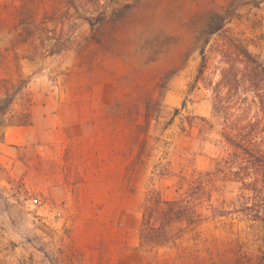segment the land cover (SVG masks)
Segmentation results:
<instances>
[{
    "label": "rangeland",
    "instance_id": "obj_1",
    "mask_svg": "<svg viewBox=\"0 0 264 264\" xmlns=\"http://www.w3.org/2000/svg\"><path fill=\"white\" fill-rule=\"evenodd\" d=\"M25 25L29 45L19 37ZM244 71H264V0H0V264L150 260L139 246L146 192L176 197L181 176L222 155L215 92L264 136ZM30 112V142L6 141L4 127ZM62 132L115 145L121 179L117 170L116 180L108 172L78 186L73 141H63L60 163L42 162L34 137ZM238 187L229 183L225 198ZM250 225L235 213L203 231L218 239L216 264H238L229 239L254 249Z\"/></svg>",
    "mask_w": 264,
    "mask_h": 264
},
{
    "label": "trees",
    "instance_id": "obj_2",
    "mask_svg": "<svg viewBox=\"0 0 264 264\" xmlns=\"http://www.w3.org/2000/svg\"><path fill=\"white\" fill-rule=\"evenodd\" d=\"M30 35L31 30L25 25L19 34L21 44H31ZM50 39L44 36L37 40L44 47ZM52 50L53 54L60 51L56 45ZM244 57L252 69L261 67L250 53L245 52ZM230 72L228 76L236 79V73ZM226 76L223 74L224 79ZM241 77L246 92L257 100L263 112L264 71H244ZM226 98V94L215 92L213 111L214 118L222 122L218 141L222 155L213 160V168L181 176L176 197H165L153 188L145 194L139 246L153 256L144 264H216L218 239L203 231L209 225L216 229L218 223L235 213L250 222L254 249L249 250L247 240L237 237L225 243L226 250L238 264H264V136L258 135L256 122L242 120ZM28 124L29 114L9 126ZM229 183L239 185V194L231 199L224 196Z\"/></svg>",
    "mask_w": 264,
    "mask_h": 264
},
{
    "label": "crops",
    "instance_id": "obj_3",
    "mask_svg": "<svg viewBox=\"0 0 264 264\" xmlns=\"http://www.w3.org/2000/svg\"><path fill=\"white\" fill-rule=\"evenodd\" d=\"M26 45V44H24ZM10 83V80H9ZM10 92V91H8ZM32 106V104H31ZM30 124L28 126H5L2 130L4 139L12 144H26L30 142V138L27 136L28 130L33 127H37L35 121L32 118L33 112L29 113ZM34 122V125H33ZM35 149L36 156L40 157L42 162L46 160L54 161L56 156L62 158L64 153L63 141H73L72 144L68 146L71 151L68 154L74 164L77 165V170L80 173L78 186H84L82 182L83 179L86 181H101L107 179V173H110V177L114 180L117 179V170H118V179H121L122 175V165H121V154L118 156V165H117V153L116 147L112 144H108L100 135H90L83 136L82 133L74 134L73 136L68 135L65 132H62L58 135L46 134L43 137L41 134H37L35 137ZM55 142L58 144L57 155L55 154ZM53 177V175H52ZM64 181V179L62 180ZM54 180H51V187ZM62 186L58 184V188Z\"/></svg>",
    "mask_w": 264,
    "mask_h": 264
}]
</instances>
